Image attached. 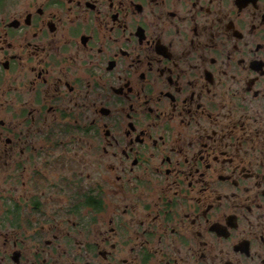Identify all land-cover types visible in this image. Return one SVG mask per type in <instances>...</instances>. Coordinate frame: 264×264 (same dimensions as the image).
Segmentation results:
<instances>
[{
	"label": "flooded vegetation",
	"instance_id": "1",
	"mask_svg": "<svg viewBox=\"0 0 264 264\" xmlns=\"http://www.w3.org/2000/svg\"><path fill=\"white\" fill-rule=\"evenodd\" d=\"M0 264H264V0H0Z\"/></svg>",
	"mask_w": 264,
	"mask_h": 264
}]
</instances>
